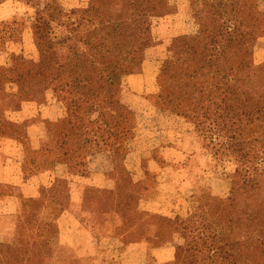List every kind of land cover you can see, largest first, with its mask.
<instances>
[{
  "label": "trees",
  "instance_id": "16d2710c",
  "mask_svg": "<svg viewBox=\"0 0 264 264\" xmlns=\"http://www.w3.org/2000/svg\"><path fill=\"white\" fill-rule=\"evenodd\" d=\"M5 1L0 0V4ZM196 3L199 29L194 35L173 41L170 57L159 75V101L195 126L208 142L213 157L231 158L235 170L230 195L226 200L211 201L196 238L191 237L192 218L184 221L179 216L160 217L161 227L180 231L185 239L177 247L175 259L164 264H264V65L254 67L251 61L253 42L264 35V0L255 6L251 31L249 7L243 0ZM111 9V0H92L86 9L66 11L58 2L49 1L37 10L32 30L40 59L37 63L23 60L33 66V78L21 83L22 91L36 96L37 92L52 88L67 105L69 118L48 128L52 141L44 146L43 168L29 169L24 165L26 181L40 169L56 171L57 175L34 196L15 189L16 211L7 216V236L14 229L15 218L21 215L23 201L43 210V220L54 217L42 223L43 229L50 231L59 214L68 209L63 208L55 216L53 190L63 195V189L68 190L72 203V198L93 188L98 190L94 195L104 196L98 198L99 204L106 199L115 200L118 195L109 173L104 176L110 187L93 184L96 175L87 170L85 148L104 145L112 152L117 166L121 149L115 145H122L129 136L135 118L134 110L120 100L122 79L141 66L151 43L150 19L160 15L162 9L158 0H123L120 19L112 16ZM44 70L50 72V86L41 80ZM7 72L0 67V86L8 82ZM0 96V126L8 125L6 114L17 95L4 87ZM92 116L94 120L90 119ZM129 187L134 188L131 184ZM39 200L40 204H36ZM119 206L108 211L82 212L94 221L91 226L95 228L102 224L98 216L113 217L115 208H119L115 213L124 218L130 208ZM73 214L84 222L77 212ZM162 235L160 228L156 236L162 240ZM35 245L32 241L25 249L14 244L0 246V264H46ZM251 248L254 262L248 257ZM158 249L162 250V246Z\"/></svg>",
  "mask_w": 264,
  "mask_h": 264
},
{
  "label": "rangeland",
  "instance_id": "374dc122",
  "mask_svg": "<svg viewBox=\"0 0 264 264\" xmlns=\"http://www.w3.org/2000/svg\"><path fill=\"white\" fill-rule=\"evenodd\" d=\"M49 1L58 2L66 11L86 9L92 2L35 0L29 4L24 0H6L0 4V67L9 70L8 82L1 85L0 90L5 87L8 93L17 95L6 114L9 124L0 126V153L7 157L8 153L25 150V165L29 169L34 166L43 168L44 146L52 141L51 135L47 134L48 128L51 125L59 126L69 118L67 105L57 98L52 88L31 96L23 93L21 87L23 81L33 78L30 74L33 66L25 64L23 60L37 63L40 59L32 26L37 10L43 9ZM158 1L162 12L150 19V48L145 50L138 71L122 79L120 100L134 110L135 118L129 136L122 145H115L121 149L116 157L117 166L112 152L104 145H88L85 148L84 160L88 171L91 155L109 153L112 169L107 173L116 182L113 186L114 192H118L116 199H106L99 204L98 198L104 196L94 195L98 190L93 188L79 193L77 199L72 198V203L68 190L63 189L64 195L59 190H53L52 198L57 204L54 206L57 210L55 216L63 208L68 209L59 214L50 231L44 230L42 223L50 222L54 217L43 220V210H37L35 204L28 200L23 201L21 215L15 218L12 225L14 229H11L9 236H4L0 246L14 244L25 249L35 241L36 252L47 261L46 264L169 263L175 259L177 247L183 245L185 239L180 231L161 227L160 217L174 219L179 216L184 221L192 218L194 230L191 237L196 238L203 223L201 219L206 217V212L212 206L211 201L226 200L230 195L231 176L235 170L233 161H230L232 159L213 157L207 148L208 142L195 126L183 116L167 110L159 101L162 91L159 75L170 57L173 41L197 33L196 1L203 0ZM206 1L218 3L223 0ZM261 1L243 0L249 7L250 31L254 26L255 6L260 5ZM111 2L112 16L120 19L123 0ZM251 61L254 67L264 65V35L253 42ZM43 73V79H40L50 86V72L44 70ZM135 85L141 87L142 91H134L132 88ZM2 111L0 106L1 116ZM55 115L57 118L53 119ZM90 119L94 120L95 117ZM31 124H41L44 129L42 134L37 132L35 135V145H40L38 151L31 148L33 144L28 133ZM129 184L134 188L130 189ZM14 188L13 184H2L0 201L13 196ZM40 200L36 204H40ZM119 204L120 209L130 208L127 215L123 218L119 212L115 213L119 210L115 208L113 217L111 214L98 216L102 224L95 228H92L94 221L86 218L87 215L82 212V209L108 211ZM73 212L83 217L84 222ZM46 218L49 219L48 216ZM159 227L163 230L162 240L156 236ZM160 246L162 250L158 249ZM248 257L254 262L253 248L249 249Z\"/></svg>",
  "mask_w": 264,
  "mask_h": 264
},
{
  "label": "crops",
  "instance_id": "0c3cea01",
  "mask_svg": "<svg viewBox=\"0 0 264 264\" xmlns=\"http://www.w3.org/2000/svg\"><path fill=\"white\" fill-rule=\"evenodd\" d=\"M140 88L135 85L132 89L139 93L142 91V88ZM54 118H57V116L55 115L53 119ZM42 131H44V129L41 124H31V126H29L28 133L32 139V150L38 151L40 145H35L37 144L35 135L37 132H41L42 134ZM19 151V153L15 154L8 153L9 156L7 157L0 153V186L2 184H13V187H15L14 189H23L27 195L34 196L38 193L39 188L43 184L51 183V181L56 178L57 174L56 171H42L30 181H26L23 168L27 162V154L25 150L22 151L19 149ZM111 162L110 155L107 152L91 155V158H89V168L91 173L96 175L94 176L93 184L102 187H110V181L108 178H105L106 176L104 175L112 169ZM16 201L15 194L0 201V242H2L4 236L7 237L8 235L9 223L7 216L12 215L13 212L16 211V207L14 206Z\"/></svg>",
  "mask_w": 264,
  "mask_h": 264
}]
</instances>
